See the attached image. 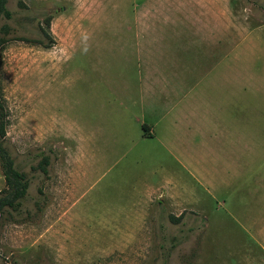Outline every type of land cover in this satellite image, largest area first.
Here are the masks:
<instances>
[{
  "label": "rangeland",
  "instance_id": "1",
  "mask_svg": "<svg viewBox=\"0 0 264 264\" xmlns=\"http://www.w3.org/2000/svg\"><path fill=\"white\" fill-rule=\"evenodd\" d=\"M142 1L7 0L12 17L0 20L10 39L0 56L4 145L29 185L17 210L0 213V264H264V171L221 172L208 186L190 171L186 196L142 204L134 189L163 180L159 168L142 178L148 157L85 152V136L100 123L86 111L88 97L100 99L103 77L123 76L122 63L133 68L116 59L132 54V41L106 39ZM230 2L247 16V29L222 47L240 54L238 67L247 62L254 87L264 91V0ZM133 146L142 147L135 139ZM258 158L254 169H264ZM42 159L46 173L37 167ZM182 213L179 223L169 221Z\"/></svg>",
  "mask_w": 264,
  "mask_h": 264
},
{
  "label": "crops",
  "instance_id": "2",
  "mask_svg": "<svg viewBox=\"0 0 264 264\" xmlns=\"http://www.w3.org/2000/svg\"><path fill=\"white\" fill-rule=\"evenodd\" d=\"M230 7V0H143L131 21L116 22L119 34L106 39L132 41V54L112 57L131 60L133 68L122 63L123 76L103 77L100 99L88 97L86 111L100 123L85 136L84 148L148 157L152 166L141 177L159 168L163 180L134 189L142 204L186 196L190 171L207 186L221 172L264 171L263 164L254 169L253 159L264 157V91L254 87L247 62L238 67L240 54L222 47L237 34L243 39L247 29V16ZM134 139L142 147H134Z\"/></svg>",
  "mask_w": 264,
  "mask_h": 264
},
{
  "label": "trees",
  "instance_id": "3",
  "mask_svg": "<svg viewBox=\"0 0 264 264\" xmlns=\"http://www.w3.org/2000/svg\"><path fill=\"white\" fill-rule=\"evenodd\" d=\"M7 0H0V20H10L11 12L6 7ZM48 23V21H47ZM9 31L7 26L0 27V56L5 48V45L10 40L7 36ZM26 43L42 44L39 40L19 39ZM7 127V112L4 106L0 90V172L4 181V188L0 191V213L4 209L17 210L20 206V201L25 197L29 182L24 173L20 172L14 164V161L4 145L5 134ZM47 159H42L38 163V168L42 173H46ZM182 213L178 217L169 215L168 219L172 223H179L183 217Z\"/></svg>",
  "mask_w": 264,
  "mask_h": 264
}]
</instances>
